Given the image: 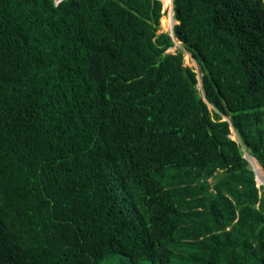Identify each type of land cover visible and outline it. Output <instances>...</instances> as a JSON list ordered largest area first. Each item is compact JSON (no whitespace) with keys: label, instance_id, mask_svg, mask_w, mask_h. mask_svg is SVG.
Here are the masks:
<instances>
[{"label":"trees","instance_id":"trees-1","mask_svg":"<svg viewBox=\"0 0 264 264\" xmlns=\"http://www.w3.org/2000/svg\"><path fill=\"white\" fill-rule=\"evenodd\" d=\"M172 4L0 0V264H264V3Z\"/></svg>","mask_w":264,"mask_h":264},{"label":"rangeland","instance_id":"rangeland-1","mask_svg":"<svg viewBox=\"0 0 264 264\" xmlns=\"http://www.w3.org/2000/svg\"><path fill=\"white\" fill-rule=\"evenodd\" d=\"M57 1H59V0H57ZM172 6H173L172 0L168 4L165 3L164 0H162V11H163V14L160 17V28H159V31H171V26L176 22V20L171 16ZM164 16H167V18H168L167 21L165 22L166 25L162 24V18ZM170 17H171V19H170ZM168 51L172 52V53L181 51L183 53L184 64L193 67L194 70L197 72L198 79H200V69H199L198 64L196 63V61L192 57L191 53H189L188 51H186L183 48V46H182L180 41L174 39V45L171 48H169ZM197 87L200 90V82L198 83ZM230 136H231V138H233V139L238 141L237 136H236V134H235L233 129L231 130V135ZM242 149H243V151H245V157L249 160L250 167L253 169V171L255 173L256 185L257 186L264 185V179L262 177V169H261L260 165L258 164V162L254 158H252L246 152L245 148L242 147ZM260 176L262 177V180H261Z\"/></svg>","mask_w":264,"mask_h":264},{"label":"bare ground","instance_id":"bare-ground-1","mask_svg":"<svg viewBox=\"0 0 264 264\" xmlns=\"http://www.w3.org/2000/svg\"><path fill=\"white\" fill-rule=\"evenodd\" d=\"M170 1H171V0H164V2L167 3V4L170 3ZM165 7H166V6H165ZM167 19H168L167 16H164V17L162 18V24H165V22L167 21ZM170 19H171V17H170ZM167 23H168V22H167ZM169 24H170V23H169ZM165 25H166V24H165ZM166 27H167V26H166ZM260 178H261V180H262V177H261V176H260Z\"/></svg>","mask_w":264,"mask_h":264},{"label":"water","instance_id":"water-1","mask_svg":"<svg viewBox=\"0 0 264 264\" xmlns=\"http://www.w3.org/2000/svg\"><path fill=\"white\" fill-rule=\"evenodd\" d=\"M262 2L264 3V0H262ZM172 12H173V9H172ZM172 17H173V14H172ZM173 26V25H172ZM172 26H171V28H172Z\"/></svg>","mask_w":264,"mask_h":264},{"label":"built area","instance_id":"built-area-1","mask_svg":"<svg viewBox=\"0 0 264 264\" xmlns=\"http://www.w3.org/2000/svg\"><path fill=\"white\" fill-rule=\"evenodd\" d=\"M172 9H173V6H172ZM172 14H173V12H172V10H171V16H172Z\"/></svg>","mask_w":264,"mask_h":264}]
</instances>
